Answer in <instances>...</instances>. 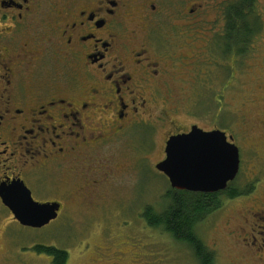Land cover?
<instances>
[{
  "label": "flooded vegetation",
  "instance_id": "af4514ba",
  "mask_svg": "<svg viewBox=\"0 0 264 264\" xmlns=\"http://www.w3.org/2000/svg\"><path fill=\"white\" fill-rule=\"evenodd\" d=\"M260 4L254 6L259 24L248 28L256 38L264 37ZM239 5L240 0H0V189L23 184L35 202L59 203V217L66 199L105 187L112 171L102 165L116 158L105 154L117 153L129 131L148 123L165 128L160 162L170 138L193 127L222 131L215 124L183 125L171 116L180 111L172 105L199 100L215 87L205 82L216 83L229 60L241 59L239 44L227 43L240 31ZM205 63L217 74L209 76L208 67L201 71ZM230 88H219L216 99L224 101ZM136 149L143 152V146ZM123 169L118 160L115 172ZM74 180L75 192L69 187ZM241 220L249 230L241 227L243 234L232 238L264 264V201L245 209ZM15 227L33 229L21 225L0 197V239L8 243L0 264H28L10 257Z\"/></svg>",
  "mask_w": 264,
  "mask_h": 264
},
{
  "label": "rangeland",
  "instance_id": "374dc122",
  "mask_svg": "<svg viewBox=\"0 0 264 264\" xmlns=\"http://www.w3.org/2000/svg\"><path fill=\"white\" fill-rule=\"evenodd\" d=\"M260 7L264 13V0ZM245 45L244 50H249L247 56L242 53L235 63L229 60L230 69L222 68L216 83L205 82V85L215 87L199 100L172 105L180 111L171 116L183 125L195 122L202 127H211L215 124L234 136V143L240 150L238 178L230 184V191L221 195L220 209L196 228L198 237L215 253L216 264H262L236 244V237L232 238L240 232L243 234L241 227L249 230L241 220L245 209L258 200L264 201V142L261 140H264V37H254ZM212 59L223 63L221 58ZM206 68L209 76L217 74V69L207 63L199 66L201 71ZM228 87L231 88L225 93L226 101L219 102L216 99L219 88L226 91ZM202 89L206 91L205 87ZM152 115L154 123L158 111ZM150 124L129 131L128 137L117 144V153L108 151L105 154L116 158L102 165L105 169L109 167L107 172L112 171L103 189H97L94 194L91 187L82 197L66 199V207L58 219L46 228L15 227L11 234L16 241L9 244L12 250L9 256L28 264H51L52 257L38 253L36 248L53 247L68 253V264H199L187 246L178 244L167 233L149 227L143 217L148 207L161 213L167 206L166 195L172 190L168 179L155 167L163 159L166 129L157 126L156 130ZM137 145L143 146V152L137 151ZM138 156L143 158L139 166L136 165ZM118 160L127 166L119 174L115 172ZM78 184L79 181L74 180L69 187L75 192L79 189ZM251 188L253 191L249 195L243 193ZM232 190L236 192L235 197H230ZM102 191L106 196L99 199ZM7 245L1 238L0 253Z\"/></svg>",
  "mask_w": 264,
  "mask_h": 264
},
{
  "label": "water",
  "instance_id": "95a60500",
  "mask_svg": "<svg viewBox=\"0 0 264 264\" xmlns=\"http://www.w3.org/2000/svg\"><path fill=\"white\" fill-rule=\"evenodd\" d=\"M223 131L205 132L193 127L189 134L170 138L166 159L156 170L169 181L172 190L216 194L228 189L240 171V152ZM0 197L21 225L41 229L55 221L61 205L40 204L30 191L17 183L0 189Z\"/></svg>",
  "mask_w": 264,
  "mask_h": 264
},
{
  "label": "trees",
  "instance_id": "16d2710c",
  "mask_svg": "<svg viewBox=\"0 0 264 264\" xmlns=\"http://www.w3.org/2000/svg\"><path fill=\"white\" fill-rule=\"evenodd\" d=\"M257 0H240L239 17L240 31L238 37L227 41L231 47L233 43L239 44L241 55L245 44L251 42L255 34L251 33L249 26L252 23L259 24V18L254 13ZM230 187L229 190L230 191ZM253 188L247 189L246 195L250 194ZM202 194L171 190L166 195V207L161 213H157L152 207H148L143 217L147 225L167 233L178 244L187 246L194 254L199 264H216L215 253L198 237L196 228L213 212L221 207V195ZM237 195L241 196L237 192ZM236 192L232 190L230 197H235ZM36 251L52 257L53 264H67L68 253L53 247H37Z\"/></svg>",
  "mask_w": 264,
  "mask_h": 264
}]
</instances>
